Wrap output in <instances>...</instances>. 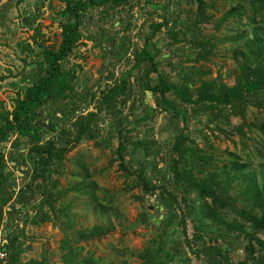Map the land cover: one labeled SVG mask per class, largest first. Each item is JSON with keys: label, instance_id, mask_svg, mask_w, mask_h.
Segmentation results:
<instances>
[{"label": "rangeland", "instance_id": "obj_1", "mask_svg": "<svg viewBox=\"0 0 264 264\" xmlns=\"http://www.w3.org/2000/svg\"><path fill=\"white\" fill-rule=\"evenodd\" d=\"M204 1L206 16L211 17L200 21L193 32L189 30L198 13L197 0H126L116 7L108 4L79 12L80 39L62 62V68L73 73V92L37 110V142L65 145L76 133L72 129L67 137L61 130L71 128L88 113L95 114L96 136L94 140L83 139L66 152L57 173L52 175L53 181L58 180L52 193L54 202L58 198L55 205L60 212L56 218L51 215L50 221H41L43 214H35L45 185L28 154L35 141L13 133L0 143L6 177L0 183V251L5 253L0 264H66L67 242L74 247L78 264H92L88 258L100 264H142L138 255L159 230H167L171 236L164 238L165 252H175L177 258L185 256L193 264H208L186 247L185 240L192 241L196 223L185 208L169 225V213L159 199V190L148 194L136 186L126 191L135 179L125 169L142 168L153 185L170 189V178L165 177L175 158L171 146L179 133L187 137L186 146L196 147L199 156L210 154L207 160L219 168L230 167L234 161L247 163L253 171L264 165V102L260 98L246 107L242 123L225 109L214 115L197 110L182 103L170 90L165 99L174 104L173 109L144 88L146 81L154 84L159 77L169 84L185 85L190 91L204 81L233 85L238 74L234 50L244 48L230 41L248 30L247 19H229L219 29L215 25L232 5L247 4L240 0ZM63 9L64 4L58 0H0V115L10 112L16 95L22 96L25 88L39 79L40 52L58 47L59 13ZM27 19L33 20L27 24ZM157 24L163 26L151 36L150 26ZM144 42L148 43L156 68L148 78V67L134 66L132 59ZM205 42L214 47L203 48ZM237 57L240 62L242 57ZM127 72L131 73L127 95L116 99L112 109L102 107L98 111L101 95ZM112 128L122 129L132 140L154 142L149 153L131 155L128 146L125 166H121L116 154L117 139L109 135ZM213 168L206 171L212 172ZM256 179H264V174L257 171ZM82 182L85 188L88 186L84 194L74 190ZM108 194L114 196L111 206L103 201ZM64 205L69 207L68 220ZM183 213L184 224L180 221ZM141 214L146 215V222L141 221ZM94 226H102L106 232L77 240L75 233H89ZM214 235L200 238V244L229 249L226 257L232 264L246 257L240 233ZM11 242L17 246V260L13 263Z\"/></svg>", "mask_w": 264, "mask_h": 264}, {"label": "trees", "instance_id": "obj_2", "mask_svg": "<svg viewBox=\"0 0 264 264\" xmlns=\"http://www.w3.org/2000/svg\"><path fill=\"white\" fill-rule=\"evenodd\" d=\"M58 1L64 4V9L59 13V16H61V32L58 47L56 49L44 48L40 52L38 67L42 73L39 79L25 88L22 96L16 95L10 112L7 111L0 115V143L7 141L13 133L30 136L35 141L29 147L28 154L32 165L40 170L36 172L37 176L41 177L45 184L42 191L43 199L35 211L38 216L43 214L42 217L44 218L41 221H50L52 220L51 215L56 218V215L60 212V209H56L55 205L58 198H55L56 202H54V194L52 193L54 187L58 184V180L53 181L52 175L56 174L60 168V162L64 154L83 139L94 140L96 134L94 133L95 114L88 113L79 118L70 126L71 128L66 131L61 130L63 133L70 134L69 131L74 129L76 133L65 145L57 147L56 143L52 141L42 145L37 142L39 140V130L35 122L37 110L49 101L71 96L73 92V73L65 71L62 68V62L76 48V44L80 39L79 12L87 7L96 8L108 4L116 7L126 0ZM228 1L234 2L237 0ZM239 2H246L247 6L245 7L243 3L232 5L215 25L219 29L229 19H247L246 27L249 31L243 30L230 41L236 43L237 47L244 48V51L234 50V58L238 63V74L233 85L228 86L222 82L204 81L194 91H190L185 85L169 84L159 77L154 84H151L150 80L146 81L144 88L157 95L166 105L172 108L174 104L165 99V95L170 90H173L182 103L194 106L197 110L202 109L214 115L216 112L225 109L244 123L246 107L258 98L264 102V0H240ZM197 5L198 13L194 15V23L190 25L189 31L191 32L195 27H198L200 21L209 20L211 17L206 16L208 14H206L204 0H197ZM32 20L27 19V24ZM162 26V24L151 25L149 29L152 31L151 36H154ZM38 35L37 33L36 36ZM33 40H35V37H33ZM203 45V48L214 47L211 42H205ZM147 47L148 43L144 42L142 48L135 51L132 56L134 66L148 67L146 78L151 73L156 72L153 56ZM238 54L242 57L240 62L237 61ZM130 76V72L120 76L118 82L101 95L98 111L102 107L107 110L112 109L111 106L116 99L127 95ZM216 117H218L217 114ZM112 129L113 131L111 130L109 135H115V139H117L116 154L119 157L121 166H125L126 158L124 154L128 146L131 147V155H136L139 152L147 155L150 146L154 143L143 139L132 140L126 136V132H123L122 129ZM239 132L241 133V130ZM67 137H70V135ZM105 140H109V138H105ZM174 140L171 148L175 158L169 164L168 173L165 177V179L170 178L168 183L171 188L168 189L162 184L153 185L152 180L147 174H144L142 168L133 170L125 166V169L135 179L126 191L141 186L145 193L152 194L153 190L158 189L160 192L159 199L169 213L167 218L169 225L176 219L178 212L185 208V213L196 223L192 241L185 240L186 247L192 250L195 257H204L208 264H232L226 257V251L229 249L223 251L216 244H200V238H211L217 232L224 235H230L234 232L240 233L242 236L246 257L235 264H264V179L260 181L256 179L257 171L263 176L264 165L257 171H253L247 163L240 164L234 161L230 167L219 168L214 165L212 160H207L206 157H211L210 154L204 153L199 156V150L196 147L186 146L187 137L183 133H179ZM258 153L260 152L258 151ZM2 158L3 155L0 153V183L6 180L3 173ZM213 166L215 168L212 169V172L206 171L208 167L212 168ZM79 167L83 171L86 170L82 164H79ZM235 180L238 181L234 185ZM83 185L86 184L82 182L74 190H80L81 194L86 193L83 190L88 186L85 188ZM103 199V201L108 202L109 206L113 205V195L108 194ZM237 202H240L241 206H238ZM45 207L47 210H44ZM68 210V205H64L63 213L66 220H68ZM47 211L49 212L47 213ZM184 216L183 213L180 219L183 224ZM141 217V221L146 222V215L141 214ZM104 231L106 232L102 226H94L89 233L77 232L75 236L77 240L89 239L94 235L104 233ZM93 233L95 234L93 235ZM257 235H260V237ZM165 236L171 238L167 230L156 232L146 248L138 255L142 264H193L185 256L177 258L175 252H165ZM213 239L217 241V236L214 235ZM10 244L12 250L10 260L13 263L17 260V246L15 242ZM66 244V264H78V256L74 247L69 242ZM88 260L92 264H100L99 261L92 260V258H88ZM93 261L95 262L93 263Z\"/></svg>", "mask_w": 264, "mask_h": 264}, {"label": "built area", "instance_id": "obj_3", "mask_svg": "<svg viewBox=\"0 0 264 264\" xmlns=\"http://www.w3.org/2000/svg\"><path fill=\"white\" fill-rule=\"evenodd\" d=\"M4 257H5V253L0 251V261H2Z\"/></svg>", "mask_w": 264, "mask_h": 264}]
</instances>
